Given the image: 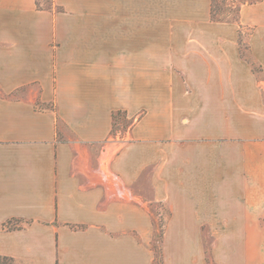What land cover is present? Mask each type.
<instances>
[{"label": "crops", "instance_id": "obj_1", "mask_svg": "<svg viewBox=\"0 0 264 264\" xmlns=\"http://www.w3.org/2000/svg\"><path fill=\"white\" fill-rule=\"evenodd\" d=\"M39 2L0 0V259L264 264V0Z\"/></svg>", "mask_w": 264, "mask_h": 264}, {"label": "rangeland", "instance_id": "obj_2", "mask_svg": "<svg viewBox=\"0 0 264 264\" xmlns=\"http://www.w3.org/2000/svg\"><path fill=\"white\" fill-rule=\"evenodd\" d=\"M247 1H252V0H214L215 20H224L226 22H237L240 6L242 3ZM39 4L41 6L43 5L44 7H48L51 5V0H40ZM155 247L157 250V264H161L159 245H155ZM0 264H13V263L0 259Z\"/></svg>", "mask_w": 264, "mask_h": 264}, {"label": "trees", "instance_id": "obj_3", "mask_svg": "<svg viewBox=\"0 0 264 264\" xmlns=\"http://www.w3.org/2000/svg\"><path fill=\"white\" fill-rule=\"evenodd\" d=\"M215 6H214V0H212V19L215 20ZM215 21H224V20H215ZM115 116V115H113ZM4 261H7L6 259H4Z\"/></svg>", "mask_w": 264, "mask_h": 264}]
</instances>
